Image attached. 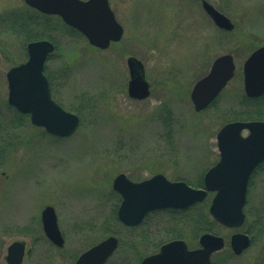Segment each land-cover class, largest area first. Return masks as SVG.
<instances>
[{
    "label": "rangeland",
    "instance_id": "rangeland-1",
    "mask_svg": "<svg viewBox=\"0 0 264 264\" xmlns=\"http://www.w3.org/2000/svg\"><path fill=\"white\" fill-rule=\"evenodd\" d=\"M207 1L232 20V31L217 28L199 0H109L124 34L107 49L90 45L66 28L50 32L46 28L50 22L54 25L53 18L41 17L40 39L56 43L44 70L52 96L65 110L77 114L80 124L65 138L51 136L30 122L11 130L16 144L0 166V259L4 264L6 249L16 240L31 248L23 264H75L83 251L110 235L105 227L118 232L114 235L121 244L106 264H138L128 250L133 238L146 251L141 258L158 250L155 242L181 239L190 249L199 246L198 239H193L194 226L181 218L185 210L154 211L133 231L107 222L120 203L113 190L118 174L143 181L161 173L199 188L205 172L219 159L220 128L233 120H264V95L247 98L243 81L245 60L264 45V0ZM23 6V0H0L3 124L16 115L8 110L6 74L24 59L25 42L10 32L6 13ZM224 54L234 57L235 76L213 104L196 112L192 89ZM131 56L145 65L151 88L146 99L128 95L127 59ZM48 205L57 214L63 248L44 234L41 212ZM245 210L249 224L255 216L264 220V175L251 180ZM243 229L220 226L211 233L227 242L233 233H245ZM234 256L216 252L211 261L264 264V234Z\"/></svg>",
    "mask_w": 264,
    "mask_h": 264
},
{
    "label": "water",
    "instance_id": "water-1",
    "mask_svg": "<svg viewBox=\"0 0 264 264\" xmlns=\"http://www.w3.org/2000/svg\"><path fill=\"white\" fill-rule=\"evenodd\" d=\"M27 5L45 14L58 15L64 23L79 31L88 42L107 49L112 42L121 40L124 28L117 21L108 0H24ZM204 11L214 24L232 31L234 23L207 0H200ZM28 60L10 68L8 103L30 117V122L43 127L57 137H68L79 127L80 117L66 111L51 96L48 78L44 74L47 56L55 45L48 40L28 44ZM130 79L128 95L142 100L150 95L145 67L136 57L127 59ZM231 54L217 57L209 73L196 82L191 100L197 112L209 106L230 81L235 72ZM245 93L250 98L264 95V45L254 50L243 65ZM248 131L243 136L242 132ZM219 162L204 176V188H194L185 181H171L164 174L134 182L124 173L113 180V189L122 196L118 219L126 226L139 225L145 216L156 210L186 209L203 202L209 192H216L209 212L220 224L239 228L245 222L244 207L247 202L249 180L254 169L264 160V121H231L217 134ZM43 231L56 246L63 247L65 239L58 225L55 209L48 205L41 212ZM230 247L240 255L251 244L247 233L236 232L230 236ZM200 247L189 249L187 243L175 239L162 244L159 250L144 257L140 264H212L211 255L225 247V239L214 233H204L199 238ZM119 246L116 236H109L84 251L75 264H105ZM26 242L16 240L6 250L7 264H22Z\"/></svg>",
    "mask_w": 264,
    "mask_h": 264
},
{
    "label": "trees",
    "instance_id": "trees-1",
    "mask_svg": "<svg viewBox=\"0 0 264 264\" xmlns=\"http://www.w3.org/2000/svg\"><path fill=\"white\" fill-rule=\"evenodd\" d=\"M13 12H15V13H13ZM29 12L33 13L32 9H30L26 5L23 8H21L18 12H16V10L11 11V12L9 11L8 13H6L9 16L8 22L10 20H12V21L18 20L19 21L21 17L27 16ZM51 18H53V20H54L55 29L58 30L61 28H66L70 33L82 36L77 30H75L72 27L67 26L61 20V18L59 16H53ZM17 25H19V24H17ZM17 25H15V26L9 25L8 28L12 31V30L17 29V27H18ZM9 109L14 111L16 115H15V118L13 120L8 122V124L0 123V166L5 162L8 150L12 146H15V144H16V141H15L16 138L12 135L11 130L22 127L23 125H25V123L30 122L28 115H24L22 113H19L18 111L12 109L10 106L8 107V110ZM241 120H243V119H241ZM205 202H203L202 204H198L195 207H192L193 209H198L195 212H191L189 214L187 213V211L192 210V208H189L190 210L186 209L184 212H180L183 214V217H181L182 220H184L187 225L194 226L193 239L194 238L198 239L202 233L212 232L214 230H217L220 226H222L215 219L212 218V216L210 215L209 210H208L209 203H207V202L205 203ZM203 206H205L206 209H203L202 208ZM173 212H175V211H173ZM107 223L108 224L114 223L117 227L121 226L125 230H130V231H133V229L135 228V227H125L118 221V219H117V208H115L113 210V213H111V217L108 218ZM241 229H243L246 233H248L252 237V239H255L258 236L264 234V220H262V216H260V215L257 217L255 216V218L253 219L251 224H249L248 216H247L246 222ZM105 230L107 232H109L110 234H112V233L118 234V232L112 231V230L108 229V227H105ZM132 240L133 241H131V244L134 246H132V245L130 246V242H129L128 243V246H129L128 250H129V252H134L133 255H135V257H137L136 262H139L142 259L141 254H143V253L146 254V251H144L143 248H141V245H138L135 242L136 239L133 238ZM161 244H162L161 242L160 243L155 242L153 245L155 246V249H157L160 247ZM120 246H121V244H120ZM221 252H223V253L225 252V254L227 252L229 257H235L233 255L231 249H230L228 241H227L225 249L218 252V254ZM0 264H4L1 259H0Z\"/></svg>",
    "mask_w": 264,
    "mask_h": 264
},
{
    "label": "flooded vegetation",
    "instance_id": "flooded-vegetation-1",
    "mask_svg": "<svg viewBox=\"0 0 264 264\" xmlns=\"http://www.w3.org/2000/svg\"><path fill=\"white\" fill-rule=\"evenodd\" d=\"M29 8L32 9L33 13L29 12L27 16L21 17L19 21L18 20H13V21L10 20L8 22V20L6 19V24L8 26L9 25L15 26V25L19 24V25H17L18 26L17 29L12 30V31L10 30V32L13 33V34H18V35H20V36L25 38L24 39L25 42H23V50H22L24 59L19 60L16 63V65H14V66L20 65V64L24 63L28 59L29 54H28L27 47H28L29 43L41 40L40 39V35H41L40 34V27H41V24H42L41 17L48 18V17H53L54 16V15L42 14L41 12H39L38 10H35L34 8H31V7H29ZM42 28H46V27H42ZM46 29H48L50 32H53V29H55V26L53 25V23L50 22L49 23V27L46 28ZM47 40H49V39H47ZM52 55H53V53H50L47 56V59H46V62H45V67H46V64L50 61ZM243 133H244V135L247 134V132H243ZM219 159H220V154H219ZM219 159H218V161H219ZM263 175H264V161L262 163H260L256 167V169L252 172L251 180H253L256 177L261 178ZM212 194L214 195L215 192H213Z\"/></svg>",
    "mask_w": 264,
    "mask_h": 264
},
{
    "label": "bare ground",
    "instance_id": "bare-ground-1",
    "mask_svg": "<svg viewBox=\"0 0 264 264\" xmlns=\"http://www.w3.org/2000/svg\"><path fill=\"white\" fill-rule=\"evenodd\" d=\"M80 33V32H79ZM81 34V33H80ZM52 42V41H51ZM96 48H98V47H96ZM98 49H101V48H98ZM9 106L12 108V109H14V110H16V111H18L19 113H20V111L18 110V109H16L14 106H12V105H10L9 104ZM197 112V111H196ZM22 114H24V115H27L26 113H22ZM45 130V129H44ZM45 132H46V130H45ZM47 133V132H46ZM47 134H49V133H47ZM49 135H51V134H49ZM51 136H54V135H51ZM55 137V136H54ZM57 137V136H56ZM68 137H70V136H68ZM61 138H65V137H61ZM114 180V179H113ZM134 182H139V181H134ZM80 256V255H79ZM78 256V257H79ZM77 257V258H78ZM77 258H76V260H77ZM4 260H5V258H4ZM6 262V261H5Z\"/></svg>",
    "mask_w": 264,
    "mask_h": 264
}]
</instances>
